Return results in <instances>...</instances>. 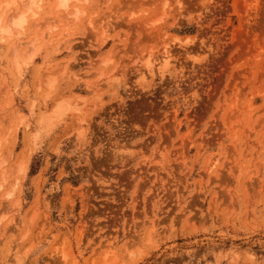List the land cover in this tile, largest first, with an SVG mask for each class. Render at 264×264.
Returning <instances> with one entry per match:
<instances>
[{
  "label": "rangeland",
  "instance_id": "374dc122",
  "mask_svg": "<svg viewBox=\"0 0 264 264\" xmlns=\"http://www.w3.org/2000/svg\"><path fill=\"white\" fill-rule=\"evenodd\" d=\"M53 1L0 40V264H264V0Z\"/></svg>",
  "mask_w": 264,
  "mask_h": 264
},
{
  "label": "bare ground",
  "instance_id": "6f19581e",
  "mask_svg": "<svg viewBox=\"0 0 264 264\" xmlns=\"http://www.w3.org/2000/svg\"><path fill=\"white\" fill-rule=\"evenodd\" d=\"M18 3L19 6H21L20 8H22V6L24 7V10L22 11L20 8L18 9H14L12 10V13L9 14V15H5L9 10L13 9L14 6L16 5L15 3ZM41 0H14V1H11V2H6L4 4V11H1V14H4V15H1L0 16V40H4L5 37H8V38H12L14 37V35L16 34H19L20 35V32L26 27V24L28 22V19L31 18L33 19L37 14L33 12V7H36L37 9L40 7L39 6V3H40ZM72 0H55V2L53 1L54 4H52V8H53V5L55 6V8L57 10H63L67 11V9H69L71 7V5L69 6L70 2ZM4 3L1 2L0 4ZM11 5V6H10ZM1 6V5H0ZM17 6V5H16ZM51 8V9H52ZM54 8V9H55ZM52 9V10H54ZM55 10V11H57ZM3 12V13H2ZM57 13V12H56ZM69 14V13H68ZM57 15V14H56ZM55 15V17H56ZM3 16L6 17L3 19ZM65 16H67V14H65ZM77 15L74 14V17H76ZM65 18V17H64ZM77 18V17H76ZM49 19V18H48ZM53 19V18H52ZM4 20V21H3ZM64 20V19H63ZM61 22V21H60ZM31 23V22H30ZM43 23V22H42ZM48 25H49V21H48ZM26 31V30H25ZM23 34V33H21ZM18 35V36H19ZM17 37V36H15ZM31 40V39H30ZM32 41V40H31ZM34 42V41H32ZM29 43V42H28ZM19 44V43H18ZM30 44V43H29ZM14 45V44H13ZM27 45V44H26ZM33 45V43L31 44ZM12 50V48H11ZM17 51V50H16ZM12 53H16V52H13L12 50ZM30 54V53H29ZM167 54V52L165 53V55ZM164 55V53L162 54V56ZM17 55L15 54V63H16V68L14 66V63L12 64L13 65V68L15 69L16 73H19L20 72V66L19 64L17 63V60L16 57ZM167 56V55H166ZM30 58H28V61L32 59L31 56H29ZM149 57V56H148ZM164 57V56H163ZM14 58V56H13ZM160 58V57H158ZM166 58V57H165ZM155 59V58H154ZM151 60V59H150ZM154 61V60H153ZM159 62H162V61H159ZM26 64V63H25ZM154 64V63H153ZM154 67H152L153 69ZM150 69V68H149ZM154 71H155V68H154ZM49 74V73H48ZM19 75V74H18ZM26 161V160H25Z\"/></svg>",
  "mask_w": 264,
  "mask_h": 264
},
{
  "label": "snow or ice",
  "instance_id": "6c2138e0",
  "mask_svg": "<svg viewBox=\"0 0 264 264\" xmlns=\"http://www.w3.org/2000/svg\"><path fill=\"white\" fill-rule=\"evenodd\" d=\"M11 6V5H10Z\"/></svg>",
  "mask_w": 264,
  "mask_h": 264
}]
</instances>
